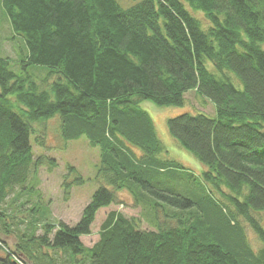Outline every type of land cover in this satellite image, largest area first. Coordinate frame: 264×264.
Segmentation results:
<instances>
[{
	"label": "trees",
	"instance_id": "16d2710c",
	"mask_svg": "<svg viewBox=\"0 0 264 264\" xmlns=\"http://www.w3.org/2000/svg\"><path fill=\"white\" fill-rule=\"evenodd\" d=\"M184 2L204 13L208 30ZM0 4L25 39L23 66H45L56 79L53 99L34 75L17 74L10 58L0 56V209L17 188L39 195L38 169L56 161L36 158L32 123L56 115L66 142L86 136L101 149L103 182L76 225L39 221L38 201L30 211L43 233L36 235L34 225L19 236L17 250L0 242V264H55L43 248L64 250L70 264H264V0H142L126 8L118 0ZM192 90L215 105L216 116L184 112L166 124L207 166L202 176L163 156L167 148L141 104L183 106ZM176 180L193 188V197L170 184ZM84 182L82 175L66 181L65 192ZM125 189L144 205L152 229L114 210L94 246L84 244L99 211L119 203L117 192ZM6 217L0 210L8 227Z\"/></svg>",
	"mask_w": 264,
	"mask_h": 264
},
{
	"label": "rangeland",
	"instance_id": "374dc122",
	"mask_svg": "<svg viewBox=\"0 0 264 264\" xmlns=\"http://www.w3.org/2000/svg\"><path fill=\"white\" fill-rule=\"evenodd\" d=\"M142 0H118L123 8L135 5ZM185 3V2H184ZM186 5V3H185ZM187 6V5H186ZM188 10L193 16H195L204 27L208 30L209 24L206 16L201 11H196L187 6ZM7 18L4 10L0 4V56L9 57L11 61V67L19 75L28 73L35 76V80L42 91H49L51 97L56 99L52 90V83L56 80L52 79L49 69L45 66H23V61L28 52V48L23 36H19L12 30L10 21ZM208 68L217 72L216 68H213L212 64L208 63ZM42 72L37 74V72ZM233 83L242 88V84L238 78L233 75ZM183 106L173 107H159L155 103L149 101H143L142 107L150 114L151 118L156 125V132L159 135L163 145L166 146L167 152L164 153V157L177 159L183 166L187 167L194 172L196 176H202L203 172L207 171V166L204 165L198 158L192 155L188 150H185L181 144L177 142L175 138L169 133L167 120L174 118L184 112L190 113H204L212 116H216L215 105L208 99L201 97L196 91H189L185 95V101ZM34 130L30 140L33 144V150L37 156L51 157L56 161L55 167L50 169L49 163L41 165L38 169V196H26L21 192L20 188H17L7 201L2 204L1 209L6 214V224L8 227L3 226L0 219V242L6 248L17 250V244L19 242V236L24 233H30L36 226V235L43 233L42 222H33L34 215L31 214L30 209L38 206L40 201L41 208L38 211V220L58 224L64 222L69 226L76 225L82 216V211L88 205L92 199L96 190L102 186L103 182L99 177V168L101 164L99 147H94L90 144L86 136H81L77 140H69L66 142L62 138L61 118L56 115L52 118H46L44 120L36 121L32 123ZM70 166H73L78 172L71 170ZM79 175H82L84 183L81 185H72L69 194L65 192L64 183L72 182ZM171 185L177 187V190L185 196L193 197L194 190L181 180L170 181ZM39 197V198H38ZM119 203H113V205L103 208L99 211L98 216L93 224L92 232L89 235H83L82 242L89 247L94 246V243L99 240V231L106 215L114 210L121 211L130 217H138L143 221V229H152L153 226L146 220V210L142 203H136L137 201L132 196L131 192L127 189L117 192ZM49 212L48 216L45 214ZM161 217L163 214L160 215ZM264 226V212L261 214ZM35 225V226H34ZM248 237L253 243V248H260V243L255 231L249 227L247 232ZM0 247V253L4 248ZM48 252L50 257L55 258V264H70L69 256H67L64 250H54L43 248Z\"/></svg>",
	"mask_w": 264,
	"mask_h": 264
}]
</instances>
